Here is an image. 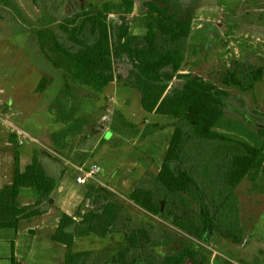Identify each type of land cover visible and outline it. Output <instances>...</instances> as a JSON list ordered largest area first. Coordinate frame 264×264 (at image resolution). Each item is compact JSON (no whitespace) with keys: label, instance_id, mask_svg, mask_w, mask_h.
<instances>
[{"label":"trees","instance_id":"trees-1","mask_svg":"<svg viewBox=\"0 0 264 264\" xmlns=\"http://www.w3.org/2000/svg\"><path fill=\"white\" fill-rule=\"evenodd\" d=\"M68 1L69 14L57 20L56 28L32 31L41 52L67 77L102 94L117 78L115 60L122 62L127 70L121 78L124 86L139 94L149 115L170 119L172 131L157 174L146 175L128 194L134 207L127 205L144 212L148 225H127L126 245L117 253H75L77 238H106L113 233L120 213L105 204L75 214L62 212L52 240L65 246V264H208L206 254L183 247L184 241L175 246L173 240L178 237L168 239L158 228V219L175 223L190 238H209L212 230L243 244L246 227L239 220L240 209L238 215L233 212L242 204L238 191L264 188V110L257 96L264 84V65L235 61L217 83L186 72L194 17L183 15L175 0H140L135 16V0L102 5L84 0L79 7ZM4 3L21 12L12 0ZM60 10L58 14L64 12ZM112 14L116 17L110 19ZM51 81L45 76L42 84L48 88ZM234 101L246 104V109L233 105ZM111 127L118 135L147 138L166 125L146 124L140 132L117 110ZM10 140L18 146L15 135ZM79 159L75 163L83 165L84 159ZM20 162L16 152L13 182L0 189V229L18 230L22 222L46 214L58 179L67 171L39 153L25 169ZM22 188L35 189L38 200L24 204ZM94 192L92 188L86 198ZM164 239L167 255L161 257L156 253L157 241ZM174 247L180 256H174Z\"/></svg>","mask_w":264,"mask_h":264},{"label":"rangeland","instance_id":"rangeland-1","mask_svg":"<svg viewBox=\"0 0 264 264\" xmlns=\"http://www.w3.org/2000/svg\"><path fill=\"white\" fill-rule=\"evenodd\" d=\"M12 1L20 8V13L5 7L4 0L0 6V114L4 115L0 117V189L13 182L16 152L21 155L22 169L32 162L35 154L53 152L52 157L64 163L67 171L58 179L60 187L57 186L59 188L49 200L50 214L22 222L16 234L13 229H0V238L10 232L17 236V264H65V246L52 240L57 229L54 219L60 216L61 210L75 214L105 204L120 210L121 219L115 231L106 238L94 235L77 238L73 252L117 253L127 242L122 231L127 218L135 224L148 225L150 222L149 218L126 210L125 206L129 203L128 194L141 185L146 175L157 174L169 143L171 120L149 115L138 104L136 92L133 95L121 80L127 70L120 61L115 60L117 78L104 94L81 85L67 77L64 70L53 67L41 52L32 31L49 26L56 28L57 20L69 14L68 0H40L41 9L38 0ZM86 1L102 5L105 2L118 4L123 0ZM86 1L73 0L72 3L79 7ZM175 3L183 15H193V32L206 29L205 38L193 36L187 43L186 72L191 70L217 83L235 61L264 65V0H175ZM61 8L64 12L58 14ZM139 8L140 0H135L134 16ZM2 14L8 17L2 18ZM113 17L116 15L112 14L110 19ZM45 76L52 80L48 88L42 84ZM259 91L258 104L264 110V84ZM233 105L246 109V104L240 101H234ZM117 110H121L129 122L137 124L140 132L146 124L156 123L166 128L147 138L130 133L118 135L111 127ZM4 125L13 129L18 146L11 142L10 131ZM55 146L62 153L52 151L50 147L55 150ZM68 156L73 161L67 159ZM77 158L84 159L83 165L100 166L97 182L75 183L71 165ZM52 163L57 166V162ZM244 186H248L247 183ZM92 188L97 192L86 198ZM238 194L242 204L233 212L238 215L240 209L238 217L246 227L247 237L243 244H236L212 230L209 238H190L170 221L158 219L157 226L168 239L178 237L173 240L175 246L185 243L183 247L206 254L208 264H264V188L238 191ZM37 199L35 189H21L24 204ZM26 227L34 228L35 232H25ZM157 242L156 253L161 257L167 255L163 245L166 239ZM171 250L175 257L180 256L178 248ZM3 254L0 264H12L9 256Z\"/></svg>","mask_w":264,"mask_h":264},{"label":"crops","instance_id":"crops-1","mask_svg":"<svg viewBox=\"0 0 264 264\" xmlns=\"http://www.w3.org/2000/svg\"><path fill=\"white\" fill-rule=\"evenodd\" d=\"M194 23V22H193ZM193 28H194V24H193ZM205 33H206V29L204 30V31H192V35H191V37H190V40H192V38H193V36H195L196 38H202V37H204L205 38ZM198 39V40H199ZM198 45H199V47L200 46H202L201 45V41L199 40L198 41ZM197 45V46H198ZM194 47H196V45H194ZM128 89V88H127ZM128 90H130L131 91V93L134 95L135 94V91H133L132 89H128ZM136 94L138 95L137 96V98H136V100H137V102H138V104H140V102H139V94L136 92ZM141 106V105H140ZM142 107V106H141ZM143 108V107H142ZM121 109V108H120ZM123 109V108H122ZM4 127H6L7 128V125H4ZM10 134H11V132H10ZM56 145H58V144H56ZM56 148H55V150L52 148V147H50L51 148V150L52 151H54V152H58V153H62V152H60V150L58 149V146H55ZM50 153H52V154H50ZM48 154H50V155H48ZM41 155H43V156H45V158H46V160H48V161H50V162H57L56 164H57V166H60V165H64L65 166V164L64 163H62V164H60L61 163V161H58V158L56 159L55 157H52V155H55L53 152H49V153H41ZM20 158H21V155H20ZM67 158V157H66ZM67 159H69L70 161H73V159H71V157H69L68 156V158ZM73 164H78V163H75V162H72ZM79 165V164H78ZM159 170V169H158ZM75 174V173H74ZM59 187H60V185H58ZM59 187H57V188H59ZM54 193V192H53ZM31 195H33V194H31ZM34 196V195H33ZM38 200V199H37ZM36 200V201H37ZM35 202V201H34ZM128 204H131V202L130 203H128ZM132 205V204H131ZM131 205H127L126 204V210H133V211H135V213L137 214V215H141V216H144V212H142L141 210H135V208H133ZM117 209V208H116ZM50 210H51V208H48V212L46 213V214H44V215H49L50 214ZM118 211H119V213H120V210L119 209H117ZM61 213L63 212V210H61L60 211ZM44 215H43V217H44ZM60 217H61V214H60V216L59 217H56L55 219H54V221L57 223L56 224V228L58 227V224H59V221H60ZM121 219V217L119 216V219H118V221ZM43 220H44V218H43ZM118 223V222H117ZM126 226L127 225H137V226H141L140 225V223H133L132 221H128V218H127V221H126ZM126 228V227H125ZM125 228H123L122 229V231H124L125 230ZM3 230V229H2ZM12 230V229H11ZM14 230V234H16L17 232H18V230H15V229H13ZM25 232H27V233H34L35 232V229L34 228H28V227H26L25 228ZM3 234H5V233H3ZM7 236H1V238H0V255H2V253L4 252V254L3 255H7V256H9L8 258L10 259V261H11V263L12 264H17L18 263V261H16L15 260V258H17V248H18V240H17V236L15 235H13V233L12 232H10V233H7L6 234Z\"/></svg>","mask_w":264,"mask_h":264},{"label":"built area","instance_id":"built-area-1","mask_svg":"<svg viewBox=\"0 0 264 264\" xmlns=\"http://www.w3.org/2000/svg\"><path fill=\"white\" fill-rule=\"evenodd\" d=\"M4 115L0 114V117ZM9 131L11 134L15 135L13 132V129L7 125ZM16 136V135H15ZM17 137V136H16ZM72 168L75 171V183L78 185H86L91 182H97V176L101 171L100 166L98 165H78V164H72Z\"/></svg>","mask_w":264,"mask_h":264}]
</instances>
